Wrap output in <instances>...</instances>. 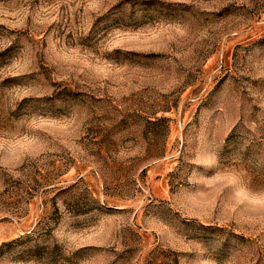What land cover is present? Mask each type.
I'll list each match as a JSON object with an SVG mask.
<instances>
[{
  "label": "rangeland",
  "instance_id": "obj_1",
  "mask_svg": "<svg viewBox=\"0 0 264 264\" xmlns=\"http://www.w3.org/2000/svg\"><path fill=\"white\" fill-rule=\"evenodd\" d=\"M0 264H264V0H0Z\"/></svg>",
  "mask_w": 264,
  "mask_h": 264
}]
</instances>
